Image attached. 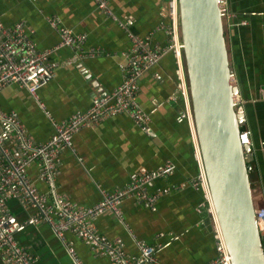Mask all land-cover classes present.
<instances>
[{
	"label": "crops",
	"instance_id": "crops-1",
	"mask_svg": "<svg viewBox=\"0 0 264 264\" xmlns=\"http://www.w3.org/2000/svg\"><path fill=\"white\" fill-rule=\"evenodd\" d=\"M172 2L109 0L115 17L111 18L99 11L93 0H0V22L5 27L25 22L33 31L37 48L47 51L60 42L48 23V18L58 17L66 28L86 36L85 51L101 52L96 57H80L71 66L61 64L78 55L72 49H60L52 56L61 67L39 90V96L52 118L63 121L78 111H88L99 96L122 84L125 55L132 46L129 33L147 38L157 48L168 47ZM227 3L234 14L228 21L234 80L255 157L251 173L254 200L256 206L264 208V0ZM183 76L184 69L171 51L140 79L139 103L151 118L148 132L123 114L79 131L73 139L75 153L65 151L61 155L56 190L80 205L93 206L102 198L100 189H122L133 173L154 171L170 161L175 166L173 174L155 181L150 192L179 190L163 195L154 209L127 199L122 205L125 225L112 214H105L95 220V226L131 257L140 253L129 230L138 240L153 246L163 264H207L219 256L215 213L203 187L190 185L204 167L202 158H198L193 121L180 97ZM0 107L18 114L36 141L54 134L50 119L27 90L18 86L3 90ZM29 174L37 188L47 193L36 166L29 169ZM9 207L18 221L27 220L30 212L17 202H10ZM16 239L39 264H111L72 233L65 235L63 243L44 222L23 226Z\"/></svg>",
	"mask_w": 264,
	"mask_h": 264
},
{
	"label": "built area",
	"instance_id": "built-area-1",
	"mask_svg": "<svg viewBox=\"0 0 264 264\" xmlns=\"http://www.w3.org/2000/svg\"><path fill=\"white\" fill-rule=\"evenodd\" d=\"M93 1L99 11L115 18L109 7V0ZM172 1V25L168 30L170 35L168 47L157 48L152 46L147 38L129 33L132 46L125 55L122 84L113 91L99 96L88 111H78L63 121L52 118L40 99L39 90L55 77L61 65L71 66L81 60L80 57H96L101 52L98 49L85 51L86 36L66 28L58 17L48 18V23L58 33L60 42L54 49L47 51L37 48L32 38L33 31L25 22H20L14 27H5L0 22V93L10 86L27 90L50 119L54 129L52 137L45 141H36L18 114L4 111L0 107V257L3 264H39L38 259L16 239V233L23 226L39 222L48 224L63 243L67 233L74 234L96 255L108 258L111 264H163L156 258L154 247L138 240L130 230L129 234L136 242L140 255L129 256L121 245L99 233L95 220L102 215L112 214L125 225L122 205L127 199H135L144 207L154 209L163 195L179 190L167 188L158 193L150 192V187L155 181L173 174L175 166L172 162L168 161L163 167L154 171L133 173L129 183L122 189L114 192L100 189L102 198L93 206L80 205L58 193L56 183L61 173V155L65 151L75 153L73 139L82 129L123 114L129 116L143 131H149L151 118L139 103L140 79L171 51L174 52L180 69L182 71L184 69L179 36L178 1ZM221 6L226 11L228 21L232 20L234 14L229 9L227 0L222 1ZM63 48L72 49L78 55L60 65L52 60V56ZM179 92L185 103L186 112L192 119L185 76L181 78ZM236 101L238 104L240 99L237 98ZM240 141L243 145L251 144L248 130L241 131ZM198 158L201 160L200 150ZM32 166H36L39 179L48 187L47 193L41 192L31 179L29 169ZM190 185L203 187L213 210L204 168ZM12 201L17 202L26 212H30L25 222L16 219L9 207ZM255 214L264 251V208L257 206ZM213 223L219 256L207 264H231L215 217ZM68 250L74 256L72 250L70 248Z\"/></svg>",
	"mask_w": 264,
	"mask_h": 264
},
{
	"label": "water",
	"instance_id": "water-1",
	"mask_svg": "<svg viewBox=\"0 0 264 264\" xmlns=\"http://www.w3.org/2000/svg\"><path fill=\"white\" fill-rule=\"evenodd\" d=\"M224 0H178L179 36L192 121L209 193L231 264H264L251 173L255 157L240 133Z\"/></svg>",
	"mask_w": 264,
	"mask_h": 264
},
{
	"label": "rangeland",
	"instance_id": "rangeland-1",
	"mask_svg": "<svg viewBox=\"0 0 264 264\" xmlns=\"http://www.w3.org/2000/svg\"><path fill=\"white\" fill-rule=\"evenodd\" d=\"M240 106H241V99H240V101H239V103L237 104V109H240Z\"/></svg>",
	"mask_w": 264,
	"mask_h": 264
},
{
	"label": "bare ground",
	"instance_id": "bare-ground-1",
	"mask_svg": "<svg viewBox=\"0 0 264 264\" xmlns=\"http://www.w3.org/2000/svg\"><path fill=\"white\" fill-rule=\"evenodd\" d=\"M238 98H239V97H238ZM236 99H237V98H236ZM213 210H214V209H213ZM215 219H216V216H215ZM216 222H217V225H218L219 231H221L217 219H216Z\"/></svg>",
	"mask_w": 264,
	"mask_h": 264
},
{
	"label": "trees",
	"instance_id": "trees-1",
	"mask_svg": "<svg viewBox=\"0 0 264 264\" xmlns=\"http://www.w3.org/2000/svg\"><path fill=\"white\" fill-rule=\"evenodd\" d=\"M242 130H245V127H243Z\"/></svg>",
	"mask_w": 264,
	"mask_h": 264
}]
</instances>
